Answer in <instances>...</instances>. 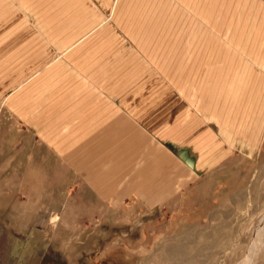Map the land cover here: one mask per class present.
Returning a JSON list of instances; mask_svg holds the SVG:
<instances>
[{"label":"rangeland","instance_id":"1","mask_svg":"<svg viewBox=\"0 0 264 264\" xmlns=\"http://www.w3.org/2000/svg\"><path fill=\"white\" fill-rule=\"evenodd\" d=\"M0 56V264H264V0H0Z\"/></svg>","mask_w":264,"mask_h":264},{"label":"crops","instance_id":"2","mask_svg":"<svg viewBox=\"0 0 264 264\" xmlns=\"http://www.w3.org/2000/svg\"><path fill=\"white\" fill-rule=\"evenodd\" d=\"M15 57L0 56V65H5L3 67L0 66V72L6 75L4 76L6 79H11L12 81L24 80L19 83H14L13 81L8 84L7 90L0 91V93L4 105L18 116L19 121H22L21 123L26 122L28 129L30 131L32 130L34 135H36L35 133H37L38 128H43L40 122L45 124L48 118L46 114L42 115L44 111L50 108V105L45 106L46 102L50 104L48 94L45 93L46 91L36 93L34 89L37 84V79H32L31 72L33 69L34 73L36 58H18L21 60L19 61ZM16 64H19V67L15 66ZM22 64L23 66H20ZM45 70V72H49L51 69L47 70L45 68ZM39 134L41 133L39 132Z\"/></svg>","mask_w":264,"mask_h":264},{"label":"bare ground","instance_id":"3","mask_svg":"<svg viewBox=\"0 0 264 264\" xmlns=\"http://www.w3.org/2000/svg\"><path fill=\"white\" fill-rule=\"evenodd\" d=\"M253 263V258L251 256H249L248 258H246L245 261L242 262V264H252Z\"/></svg>","mask_w":264,"mask_h":264}]
</instances>
